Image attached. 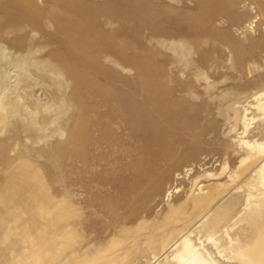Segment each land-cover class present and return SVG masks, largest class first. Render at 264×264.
I'll list each match as a JSON object with an SVG mask.
<instances>
[{
	"label": "bare ground",
	"instance_id": "1",
	"mask_svg": "<svg viewBox=\"0 0 264 264\" xmlns=\"http://www.w3.org/2000/svg\"><path fill=\"white\" fill-rule=\"evenodd\" d=\"M237 2L0 0V132L24 158L0 264H264V35L219 28Z\"/></svg>",
	"mask_w": 264,
	"mask_h": 264
},
{
	"label": "rangeland",
	"instance_id": "2",
	"mask_svg": "<svg viewBox=\"0 0 264 264\" xmlns=\"http://www.w3.org/2000/svg\"><path fill=\"white\" fill-rule=\"evenodd\" d=\"M91 3H99L101 0H87ZM238 1L235 8L243 11L245 13V16L240 20L238 23H232L230 22L227 17L223 14L220 19V24L218 25L220 29H227L230 33L231 37L238 40L241 38L242 33H245L247 36L251 38H260L262 35H264V16H260L259 14V8L260 6L264 5V0H236ZM188 6H192V3H189ZM245 43V42H244ZM69 91V89H68ZM8 130V129H7ZM5 131V132H4ZM9 131L3 130L0 132V140L2 144L0 143V153H5L7 158L10 160H2L0 159V187L5 189L6 191L10 192L8 189V181H9V172L8 169L11 168L13 165L17 164L18 161L24 160L23 157H21L22 148L21 145L14 146L10 142H3L2 140L6 138L8 135L7 133ZM2 135V136H1ZM57 141L59 139L51 138L46 143H41L39 145H33L31 146L33 149H39L43 148L46 149L47 147H51L56 145ZM5 143V144H4ZM14 147H13V146ZM10 146V147H9ZM13 149L9 153L7 152V148ZM6 149V150H5ZM44 160V158H42ZM40 159L39 162H35L33 159H29L30 162L34 163L37 169L39 170V176L40 178L47 181L48 186L52 187L54 186V178L55 174L57 173L55 169H53L51 166L49 168L44 167V161ZM63 162H68L63 161ZM211 164V163H210ZM209 164V165H210ZM218 163H214V166H217ZM170 178H166V180L163 182V188L167 182H169ZM222 179V178H221ZM189 181L184 182L185 185H189ZM21 218L24 220L25 216L24 214H21ZM20 218V219H21ZM10 226H13L12 223H10ZM2 252V251H1Z\"/></svg>",
	"mask_w": 264,
	"mask_h": 264
}]
</instances>
